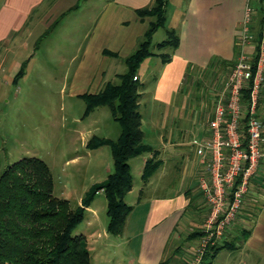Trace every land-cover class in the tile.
Listing matches in <instances>:
<instances>
[{"label": "crops", "instance_id": "0c3cea01", "mask_svg": "<svg viewBox=\"0 0 264 264\" xmlns=\"http://www.w3.org/2000/svg\"><path fill=\"white\" fill-rule=\"evenodd\" d=\"M154 1L0 0V56L3 50H7L2 61L6 62L10 53L18 57L21 53L19 50L29 46V41L41 31L35 43V48L38 49L44 38L61 27L71 14H76L75 21L70 26L68 42V55L71 61L78 63L71 70L74 93H96L104 82L110 80V71L119 61L125 62V58L136 49L146 34L155 17L142 16L139 10L152 6ZM250 5L255 10L256 23L262 18L264 21V0L167 2L164 26L170 25L167 33L169 29L176 31L179 44L177 47H168L171 50L167 51L166 48L159 50L157 43V50H154L156 54L146 57L138 69L140 79L142 74L139 70L142 66L148 69L144 74L145 78L156 69L160 71L155 97L166 103L163 108L160 107L161 114L165 111L162 118H168L166 122L161 120L157 123L165 127L158 141L159 146L154 145L161 164L148 180H144L140 195L135 204H132L134 208L126 220L124 231L119 234V242L127 246L124 256L128 259L125 261L130 264H159L168 254L166 264L175 263L182 248L173 247L171 242L177 235L182 217L190 206H194L196 216H193L192 221L194 223L201 220L198 215L207 200L200 182L202 177H209V174L192 140L210 135L209 121L217 97L227 84L233 63L239 56L242 25L246 8ZM49 29L50 32L43 37ZM108 51L117 55L109 54ZM253 52V44L245 47V53L249 57H252ZM167 53L171 57L166 60ZM31 59L32 57L26 61ZM120 73L122 72L115 74L118 76ZM201 87L209 92V97L205 95L195 103L193 93ZM259 114L264 122V90ZM144 124L143 117V128ZM151 156L152 153H148L140 159L142 173ZM160 182L169 185L170 190L159 196L148 192V189ZM101 193L102 191L97 194ZM93 204L86 208L96 212ZM140 205L144 206L143 214L136 216L135 212ZM100 224V218L95 214L87 226L89 233L84 226L80 228L79 234L87 237L91 254L96 249L95 236ZM220 244L226 246L218 251L211 264H215L221 252L237 248L247 256L246 264H262L264 158L251 176L243 208L235 223L230 226L228 238Z\"/></svg>", "mask_w": 264, "mask_h": 264}, {"label": "rangeland", "instance_id": "374dc122", "mask_svg": "<svg viewBox=\"0 0 264 264\" xmlns=\"http://www.w3.org/2000/svg\"><path fill=\"white\" fill-rule=\"evenodd\" d=\"M75 17L76 14H71L61 27L41 41L38 49L35 48V43L41 31H38L29 41V46L19 50L21 56L16 57L10 53L5 62L2 60L7 50L1 53L0 175L9 165L24 157L37 156L44 159L54 176L55 194L67 198L73 209L84 207V219L75 233L79 234L82 226L89 233L87 226L93 220V216L96 214L100 218L101 224L95 236L96 249L92 251V264H130L125 261L128 259L127 256H124L127 246L119 242V234L110 230L108 199L104 188L98 190L102 193L96 194L90 203V205L94 203L96 212L88 210L83 204L88 194L98 186H103L116 170L112 145L106 143L91 147L90 143L94 138H106L118 142L122 137V125L112 116L109 106H99L89 111L86 99L80 96L81 94L74 93L71 70L78 63L71 61L68 55L70 51L68 42L70 26L75 21ZM169 26L167 24L159 29L154 37L153 50H157V43L168 39ZM165 50L169 51L171 48ZM30 57L32 59L27 62L26 59ZM24 60L28 64L26 73L18 77ZM142 67L139 72L142 74L141 80L145 85L142 89L141 110L145 120L146 142L153 147L154 145L158 147L159 138L165 127L157 123L161 120L166 122L168 118H162L165 111L161 114L160 107L163 108L166 103L155 97L160 71L156 69L148 78H145L144 74L148 69L146 66ZM125 70L126 63L119 61L110 71L108 81H117L118 77L115 73H123ZM205 95L209 97V92L201 87L193 93L192 98L196 103ZM146 154L148 153L131 160L134 188L125 198L130 204H135L144 185L140 159H143ZM166 190H170L169 185L160 182L148 189V192L159 196ZM96 197L97 200H95ZM206 204L198 215L201 219L199 222L192 221L193 216H196L194 206H190L189 211L182 217L178 224L177 235L171 245L181 246L182 251L179 252L178 258L184 261L178 259L175 263L169 264H206L203 258L210 243L220 244L228 238L230 226L235 223L239 213L221 236H214L211 239L207 237L208 232L205 230L210 213V204L208 202ZM143 208L142 205L138 206L135 215L141 216ZM194 224L196 226H193ZM197 232H199L198 235H195L194 233ZM194 235L195 237H192ZM168 256L169 254L162 261H166ZM247 259V256L237 248L221 252L215 264H246Z\"/></svg>", "mask_w": 264, "mask_h": 264}, {"label": "trees", "instance_id": "16d2710c", "mask_svg": "<svg viewBox=\"0 0 264 264\" xmlns=\"http://www.w3.org/2000/svg\"><path fill=\"white\" fill-rule=\"evenodd\" d=\"M167 2L168 0H155L152 6L139 10L142 16H154L155 19L136 49L125 58L127 70L117 76L118 80L107 81L96 93L86 92L80 95L86 99L89 111L99 106H109L112 116L122 125V137L118 142L106 138L92 139L91 147L106 143L112 145L116 170L103 186L90 192L83 202L85 207L89 206L98 190L103 187L108 199L110 230L115 234L124 231L126 220L134 208L125 200L134 186L130 160L152 153L143 170L144 180H148L161 164L158 150L146 142L141 110L144 83L139 78L138 69L146 57L156 54L152 49L153 37L156 30L166 23ZM256 17L254 10L251 29L255 47L249 59L253 75L243 89V104L247 109L258 70L260 45L264 40L263 18L257 24ZM49 32L50 29L43 37ZM168 34V39L158 43L159 50L178 46L180 39L176 31L169 29ZM240 51L241 47L238 53ZM108 53L117 55L111 51ZM170 57L169 53L165 54L166 60ZM235 63L236 60L233 65ZM26 68L27 62H24L17 76H24ZM263 90L264 87L262 94ZM54 189L55 181L50 166L37 156L24 157L2 172L0 264H92L87 237L75 233L84 219V207L73 209L70 201L56 195ZM225 246L226 244L210 243L204 262L211 264L213 257ZM166 261L159 264H166Z\"/></svg>", "mask_w": 264, "mask_h": 264}, {"label": "built area", "instance_id": "2783aa9c", "mask_svg": "<svg viewBox=\"0 0 264 264\" xmlns=\"http://www.w3.org/2000/svg\"><path fill=\"white\" fill-rule=\"evenodd\" d=\"M253 14L254 8L250 5L242 25L241 51L209 121L210 135L192 140L209 174L200 182L210 204L205 227L208 238L221 236L242 210L251 176L264 158V122L259 114L264 87V40L248 109L243 104V89L253 75L250 57L245 53L247 45H254Z\"/></svg>", "mask_w": 264, "mask_h": 264}]
</instances>
